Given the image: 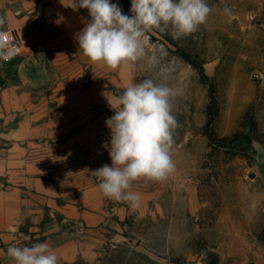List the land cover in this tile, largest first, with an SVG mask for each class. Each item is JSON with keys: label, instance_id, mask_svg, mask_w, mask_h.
I'll return each mask as SVG.
<instances>
[{"label": "rangeland", "instance_id": "rangeland-1", "mask_svg": "<svg viewBox=\"0 0 264 264\" xmlns=\"http://www.w3.org/2000/svg\"><path fill=\"white\" fill-rule=\"evenodd\" d=\"M49 2L0 0V31H11L20 50L0 66L15 75L25 55L33 57L43 74L34 85L33 123L49 124V136L35 138L29 154L59 188V204L93 218L62 223L58 214L55 225L18 246L41 243L56 230L78 253L66 264H264L263 0H207L213 12L196 32L147 33L149 55L155 51L159 64L141 60L115 70L79 51L76 36L88 10L65 0L70 11L58 18L46 13ZM111 3L133 15L131 0L127 8L123 0ZM239 12L254 13L251 24ZM144 79L179 91L173 105L181 127L175 172L162 182L134 181L133 209L104 197L90 173L111 166L105 120L115 99Z\"/></svg>", "mask_w": 264, "mask_h": 264}, {"label": "clouds", "instance_id": "clouds-1", "mask_svg": "<svg viewBox=\"0 0 264 264\" xmlns=\"http://www.w3.org/2000/svg\"><path fill=\"white\" fill-rule=\"evenodd\" d=\"M69 7L87 9L90 17L76 36L79 51L91 62L113 70L141 60L159 64L155 51L149 55L147 33L170 28L175 37L188 36L206 24L213 12L207 0H131L132 16L123 14L111 0H72ZM224 11L231 14L228 8ZM4 24L5 18L0 17V28ZM13 39L0 31V60L14 56ZM179 94L165 83L144 79L128 85L117 96L111 106L114 115L105 120L110 141L104 147L111 166L104 164L90 173L104 197L128 202L135 209L139 196L129 191L134 181L147 178L162 182L175 172L173 151L181 124L174 114L173 99ZM6 254L14 264H58L57 255L46 242L12 245Z\"/></svg>", "mask_w": 264, "mask_h": 264}, {"label": "crops", "instance_id": "crops-1", "mask_svg": "<svg viewBox=\"0 0 264 264\" xmlns=\"http://www.w3.org/2000/svg\"><path fill=\"white\" fill-rule=\"evenodd\" d=\"M45 11L65 18L70 10L65 0H51ZM42 76L31 55H25L15 75L0 66V264H14L6 254L8 247L25 242L43 225L52 227L58 214L62 223L93 218L74 205L59 204V188L44 178L42 165L29 154L35 138L49 136V124L33 123L34 85ZM48 233L41 243H48L58 264L77 257L72 239L56 230Z\"/></svg>", "mask_w": 264, "mask_h": 264}, {"label": "water", "instance_id": "water-1", "mask_svg": "<svg viewBox=\"0 0 264 264\" xmlns=\"http://www.w3.org/2000/svg\"><path fill=\"white\" fill-rule=\"evenodd\" d=\"M238 15L240 20L246 25L251 24L255 17L254 13L252 12H239Z\"/></svg>", "mask_w": 264, "mask_h": 264}, {"label": "trees", "instance_id": "trees-1", "mask_svg": "<svg viewBox=\"0 0 264 264\" xmlns=\"http://www.w3.org/2000/svg\"><path fill=\"white\" fill-rule=\"evenodd\" d=\"M123 4H124V7L127 8L129 6V0H123ZM212 101L213 103L216 104V111H217V99H216V96L214 94H212ZM217 114V113H216ZM211 123V121H210Z\"/></svg>", "mask_w": 264, "mask_h": 264}, {"label": "built area", "instance_id": "built-area-1", "mask_svg": "<svg viewBox=\"0 0 264 264\" xmlns=\"http://www.w3.org/2000/svg\"><path fill=\"white\" fill-rule=\"evenodd\" d=\"M263 2H264V0H263ZM5 32H7L9 36H12V37H13L11 31H5ZM11 47L13 48L14 53H18V52L20 51L19 48H18L17 46L13 45V40H12V42H11Z\"/></svg>", "mask_w": 264, "mask_h": 264}]
</instances>
